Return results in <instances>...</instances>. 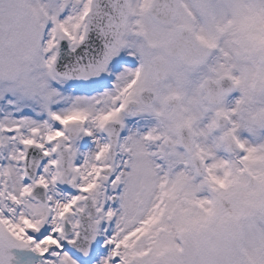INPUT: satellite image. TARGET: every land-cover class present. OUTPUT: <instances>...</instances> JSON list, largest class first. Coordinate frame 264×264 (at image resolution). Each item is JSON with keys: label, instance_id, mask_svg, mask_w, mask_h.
<instances>
[{"label": "snow or ice", "instance_id": "snow-or-ice-1", "mask_svg": "<svg viewBox=\"0 0 264 264\" xmlns=\"http://www.w3.org/2000/svg\"><path fill=\"white\" fill-rule=\"evenodd\" d=\"M0 264H264V0H0Z\"/></svg>", "mask_w": 264, "mask_h": 264}]
</instances>
